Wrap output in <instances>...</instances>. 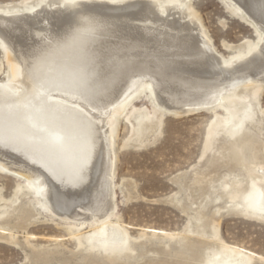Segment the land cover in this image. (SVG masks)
Instances as JSON below:
<instances>
[{"label": "bare ground", "instance_id": "bare-ground-1", "mask_svg": "<svg viewBox=\"0 0 264 264\" xmlns=\"http://www.w3.org/2000/svg\"><path fill=\"white\" fill-rule=\"evenodd\" d=\"M118 1L41 0L33 8H0V43L10 68L8 80H0V170L21 177L8 198L0 191L5 205L0 207V229L6 228V218L11 216L18 227L26 228L36 210L35 201L66 220L87 224V232L69 233L78 241L80 237L95 239L88 251L100 245L110 263L120 258L128 262L135 247L127 229L112 221L113 136L123 114L129 120V114L134 116V135L154 132L158 126L149 110L133 105L140 95L161 117L165 109L179 114L193 104H206L205 109L213 111L223 109L215 113L207 136L211 140L213 133L223 130L228 141L214 146L207 160L209 168L196 170L191 183L186 186L184 182L179 190L189 187L201 197L192 210L205 211L207 203L223 200L218 210H245L264 220V158L260 152L264 140L253 138L255 133L250 135L246 124L256 123V96L264 87L261 0H221L229 13L258 31L248 53L238 52L230 58L215 53L211 37L192 11L191 0ZM113 26L133 34L137 43L106 51V35ZM117 70L123 74L118 76ZM116 79H122V84L105 100L100 91ZM226 159L234 161L229 164L230 174L219 176L217 167L226 164ZM250 163L255 166L249 167ZM240 166L244 172L235 173ZM173 199L183 211L191 209L183 197ZM198 220L194 219V228L205 230V221ZM216 232L209 229L208 241L188 240L186 233H164L159 252L168 256L173 250L178 259L191 251L197 253V264H254L253 254L226 244ZM14 238L10 229L0 234L8 243H15ZM212 240L220 248L207 254L204 244ZM223 251L225 255L219 258Z\"/></svg>", "mask_w": 264, "mask_h": 264}, {"label": "rangeland", "instance_id": "rangeland-1", "mask_svg": "<svg viewBox=\"0 0 264 264\" xmlns=\"http://www.w3.org/2000/svg\"><path fill=\"white\" fill-rule=\"evenodd\" d=\"M123 1L119 0L118 2ZM40 2L41 0H0V8H33ZM191 3L192 11L196 13L195 16L205 27L207 35L211 37L214 51L219 58L221 56L230 58L238 52L248 53L252 44L257 40L258 31H254L229 13L221 0H191ZM112 28L111 32L106 35L109 36L108 41L106 40V51L108 48L115 51L125 44L137 43L138 40L131 38L133 34L121 33V29L116 26ZM94 36L103 35L95 33ZM111 49L109 52H112ZM6 52L5 47L0 43V80L4 82L8 80L7 75L10 73ZM116 57H118L117 61L120 60V56ZM125 69L123 67V70ZM155 70L153 71H158L156 68ZM117 74L120 76L123 72L117 70ZM121 80L107 82L108 86L100 91L103 96L105 95V100L107 96L110 97L112 93L114 94L115 88L122 84ZM114 89L115 91H113ZM222 100L221 98L219 102ZM256 101V104L258 103L255 106L257 113L254 114L256 123L252 120L246 122L249 124L246 126L249 127L250 135L255 133L253 138L264 140V87L256 96ZM133 105L142 111L149 110V117L158 120L159 123L158 126L155 125L157 128L154 126V132L147 131V134L134 135L136 126L134 116L129 114V120L123 114L119 117L113 136V149L116 158L114 160V179L112 180L114 185H111V190L114 193L112 203L115 207L112 221H118L127 229L130 235L128 240L134 245L136 251L133 257L129 258L128 262L120 258L110 263L100 245L88 251L87 248L91 247V243L95 239L80 237L78 241L69 233V230L87 232L89 230L87 224H80L73 219L66 220L48 208L40 207L34 201L33 205L36 210L32 212L26 228L18 227L17 219L11 216L6 218L8 220L6 228L0 229V234L2 232L8 234L10 229L16 236L15 243H8L0 239V264H197V261L194 260L197 253L193 254L191 251L187 252V256L178 257V259H176L173 250H170L172 252H169L168 256L159 252L161 248L159 240L165 238L164 233L181 235L186 233L188 240L198 238L208 241L211 236L208 232L212 227L226 244L253 254L254 264H260V260H264L263 219L250 216L248 214L250 212L245 210L242 213H235L227 208L218 210L219 206L224 204L223 200L207 203L205 211L192 210L197 207L196 203L201 201V197L197 194L194 195V191H191L189 187L186 188L187 190L185 189L187 192L179 190L180 185L184 182L186 186L191 183L196 170L205 169L211 150L217 144L228 141L227 134L222 129V131L219 130L221 131L219 133H217L218 131L213 133L211 140L207 136L208 127L216 119L215 113L221 114L223 109L216 107L213 111L205 109L206 104H193L184 106L183 112L179 114L166 111L164 108V115L161 117L158 113L152 112L151 104L144 95L136 98ZM128 109L132 110L131 107ZM184 109L187 110L184 111ZM155 131L157 132L155 133ZM242 133L241 135L244 136ZM257 134L258 136L260 134L262 138L256 137ZM260 152L264 158V147H261ZM233 162L231 160H227L226 164L222 162L223 164L217 167L216 174L218 173L219 176L225 173L230 174L229 164ZM254 166L255 164H249V167ZM240 168V171L234 170L235 173L244 172L241 166ZM18 179L21 177L14 172L6 169L0 170V191L5 198L12 194ZM173 197H183V201L190 202L191 209L183 211L181 206L173 201ZM2 206L5 205H3V201H0V207L2 208ZM242 207L249 210V208ZM195 218L196 220L201 218L197 222L205 221V230L194 228L196 227L194 226ZM203 237L206 238L203 239ZM211 242L204 244L203 249L207 254L220 248L219 243H214L213 240ZM179 243L183 245L182 241ZM144 248L146 250L143 251ZM183 249L187 251L186 247ZM221 255H225V252L218 254L219 258ZM240 264L243 262L241 261Z\"/></svg>", "mask_w": 264, "mask_h": 264}, {"label": "snow or ice", "instance_id": "snow-or-ice-1", "mask_svg": "<svg viewBox=\"0 0 264 264\" xmlns=\"http://www.w3.org/2000/svg\"><path fill=\"white\" fill-rule=\"evenodd\" d=\"M261 4L264 5V0H261ZM262 11H264V7H262Z\"/></svg>", "mask_w": 264, "mask_h": 264}]
</instances>
